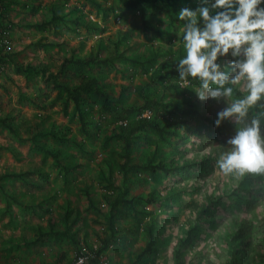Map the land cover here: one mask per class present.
<instances>
[{
  "label": "rangeland",
  "instance_id": "rangeland-1",
  "mask_svg": "<svg viewBox=\"0 0 264 264\" xmlns=\"http://www.w3.org/2000/svg\"><path fill=\"white\" fill-rule=\"evenodd\" d=\"M161 4L177 15L198 0ZM0 11L11 25L0 118L14 128L0 123V264H74L80 254L87 260L111 232L106 199L118 186L131 202L110 215L115 231L99 264H130L148 240L152 249L140 264H264V173L225 176L215 164L231 150L228 138L264 113L262 98L239 124L213 125L218 110L246 95L245 79L227 85L231 97L201 102L198 80L167 75L185 55L184 25L149 0H0ZM121 51L126 57L112 61H68L56 76L70 86L95 77L109 94V110L99 107L92 87L82 94V126L40 66L56 72L65 59ZM244 58L242 49L237 59ZM232 59L217 61L230 76ZM145 98L155 101L150 118L176 134L159 140L150 129L137 131L130 150L137 167L124 180L113 134L138 118ZM260 133L264 138V116ZM148 160L168 171L142 168ZM66 223L71 235L62 233Z\"/></svg>",
  "mask_w": 264,
  "mask_h": 264
},
{
  "label": "clouds",
  "instance_id": "clouds-1",
  "mask_svg": "<svg viewBox=\"0 0 264 264\" xmlns=\"http://www.w3.org/2000/svg\"><path fill=\"white\" fill-rule=\"evenodd\" d=\"M178 19L184 21L181 41L185 50V55L175 63L179 79L186 84L193 79L200 82L195 95L201 102H220L221 98L231 97L233 89L227 85L245 79L246 95L226 103L213 121L215 127L229 119L239 124L249 109L264 98V0H211L210 4L209 0H198L195 8L182 7ZM242 49L245 58L240 60L237 57ZM229 55L233 58L229 64L235 71L231 76L217 62ZM260 106L264 107V103ZM261 116L264 113L238 128L226 141L231 150L222 152L215 160L225 176L264 173Z\"/></svg>",
  "mask_w": 264,
  "mask_h": 264
},
{
  "label": "trees",
  "instance_id": "trees-1",
  "mask_svg": "<svg viewBox=\"0 0 264 264\" xmlns=\"http://www.w3.org/2000/svg\"><path fill=\"white\" fill-rule=\"evenodd\" d=\"M141 2H143L144 0H140ZM163 0H149V2L155 6H158V8L167 16L168 20L170 21H179L180 23H182L184 25V21H180L178 19V14L176 15L177 10L172 9V7L168 4H161ZM171 1V0H170ZM0 16H3L4 18L5 15L3 13H1L0 11ZM7 19V18H6ZM53 19V17H52ZM8 21V19H7ZM9 22V21H8ZM10 23V22H9ZM201 27L203 26V24L201 23L200 25ZM125 54L122 53V51L120 53H115L111 56H106V57H97L94 54H88L87 57L84 58H72L71 60L69 59H65L64 61H62V63L60 64L58 70L56 72H52V71H46L45 70V66L41 65L40 66V71L44 73L45 77L48 78L50 80V83L56 87V88H60L64 91L65 93V101L70 100L73 104V107L78 115V119L80 121V124L82 126H84V122L82 119L84 115H82V111L79 107V102L81 99L82 94L89 90L91 87L93 88V93L100 99L99 102V107L104 109V110H109L111 109V102L109 99V94L107 93V91L103 90V87L99 85L97 79L95 77H89L86 79H83L81 81H79L78 83H76L74 86H70L69 84H67L66 82H62V81H58L56 79V76L62 72V70L64 69V66L66 64V62L70 61V62H76V63H84V62H105V61H112L116 58H125ZM34 63L31 64H24V66L27 67H32ZM167 75L169 76H173L175 78H178V74L174 71H169L167 73ZM175 87H177L175 85ZM155 104V101L153 100H148V99H144L142 101V104L140 108H138L136 112H138L140 109L142 108H149L151 107V105ZM126 109V111L128 113H130V111H132V108H124ZM0 123L6 127L7 129H9L10 131H13L14 128L12 127V125L10 124V122L8 121V119L6 117L0 118ZM89 123V122H87ZM144 129H150L153 131V133L156 135L157 139L159 140H163L165 139L167 136H173L176 134V130L174 128H168V124H160L154 117L152 118H145V117H138V118H134L131 119L130 121L126 122L124 126H122L120 128V130L118 132H115L113 134V137H116L118 139H120L121 141V162L119 165L121 174H122V179L127 180V176L128 173L131 171L132 168H136L137 166L133 163H131V148L133 145V139L135 137V133L137 131L140 130H144ZM41 132H36L37 134H40ZM32 138H34V136H31ZM109 137V136H108ZM110 139V138H108ZM142 168L145 169H160L162 171H168V168L165 167V165L162 162H156L155 164H150V161L148 160L144 165H141ZM88 193L86 192V197H87V202H90V199L88 198ZM125 196V190L122 189L121 186H118L117 191L115 193V195L111 198V199H106V203L108 205V216L106 219L108 228H110L111 232L109 234V236H102L100 238V243L99 246L93 250L92 252V256L90 258H88L87 260H84L83 262L79 263V264H99V257L102 253V251L104 250V248L106 247V245L108 244V237H111L113 232L115 231L113 229V225L111 220V216L114 211H116L115 209L117 208L118 204H129L131 202L130 199H127ZM148 199V198H147ZM65 217L67 216L66 214H64ZM69 223H66L64 225V229L62 230V233L66 234V235H71L72 232H70L69 230ZM233 228L236 230L237 228L240 229V223L236 220L233 221L232 223ZM112 227V228H111ZM241 230V229H240ZM152 249V244L150 243V240H148L144 247L142 248V250L140 251V253L137 254V256L135 257V260H133L130 264H140L142 261H144L146 259V254Z\"/></svg>",
  "mask_w": 264,
  "mask_h": 264
},
{
  "label": "built area",
  "instance_id": "built-area-1",
  "mask_svg": "<svg viewBox=\"0 0 264 264\" xmlns=\"http://www.w3.org/2000/svg\"><path fill=\"white\" fill-rule=\"evenodd\" d=\"M11 25L6 18L0 16V77L4 74L6 64L11 59ZM138 117H151V110L142 108L138 112ZM125 124V121H122ZM86 259L85 256L77 255L74 264H79Z\"/></svg>",
  "mask_w": 264,
  "mask_h": 264
},
{
  "label": "crops",
  "instance_id": "crops-1",
  "mask_svg": "<svg viewBox=\"0 0 264 264\" xmlns=\"http://www.w3.org/2000/svg\"><path fill=\"white\" fill-rule=\"evenodd\" d=\"M7 66V65H6ZM6 70V69H5Z\"/></svg>",
  "mask_w": 264,
  "mask_h": 264
}]
</instances>
